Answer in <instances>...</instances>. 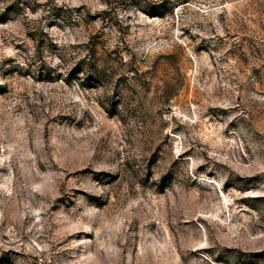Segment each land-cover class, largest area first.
I'll list each match as a JSON object with an SVG mask.
<instances>
[{
    "label": "rangeland",
    "instance_id": "374dc122",
    "mask_svg": "<svg viewBox=\"0 0 264 264\" xmlns=\"http://www.w3.org/2000/svg\"><path fill=\"white\" fill-rule=\"evenodd\" d=\"M0 264H264V0H0Z\"/></svg>",
    "mask_w": 264,
    "mask_h": 264
}]
</instances>
